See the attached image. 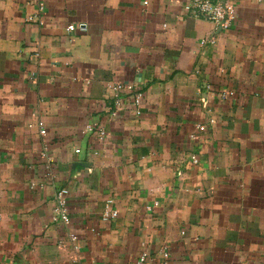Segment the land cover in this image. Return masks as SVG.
I'll list each match as a JSON object with an SVG mask.
<instances>
[{"label": "crops", "instance_id": "0c3cea01", "mask_svg": "<svg viewBox=\"0 0 264 264\" xmlns=\"http://www.w3.org/2000/svg\"><path fill=\"white\" fill-rule=\"evenodd\" d=\"M184 1L0 0V264H264V0Z\"/></svg>", "mask_w": 264, "mask_h": 264}, {"label": "built area", "instance_id": "2783aa9c", "mask_svg": "<svg viewBox=\"0 0 264 264\" xmlns=\"http://www.w3.org/2000/svg\"><path fill=\"white\" fill-rule=\"evenodd\" d=\"M183 13L190 14L194 17H202L208 22L218 25L221 28H228L234 19V5L232 2L226 0H185L182 8ZM29 20L34 19L29 17ZM108 87L114 91L121 89V84L114 82L108 85ZM225 95L226 92H222ZM137 101V99H136ZM118 102L116 106H118ZM117 113L116 109L111 111V115ZM91 127L88 125L86 130H90ZM199 131L204 130L203 125L197 126ZM98 139H103L105 131L101 128L97 129ZM40 134L43 136L46 131L43 127L39 129ZM79 149H75L78 152ZM192 161L196 162V157L192 156ZM66 189H60L55 195V206L52 209L51 220L58 223H66L68 221V208L65 200ZM154 205L157 202L153 203ZM150 209V207H148ZM118 216V210L115 207L114 199L107 197L104 201V207L102 211V220L107 221L114 219ZM72 241H75L74 235L70 236ZM138 263L140 264H152V261L148 258L147 253L143 252L138 257Z\"/></svg>", "mask_w": 264, "mask_h": 264}, {"label": "water", "instance_id": "95a60500", "mask_svg": "<svg viewBox=\"0 0 264 264\" xmlns=\"http://www.w3.org/2000/svg\"><path fill=\"white\" fill-rule=\"evenodd\" d=\"M223 1V0H222Z\"/></svg>", "mask_w": 264, "mask_h": 264}]
</instances>
